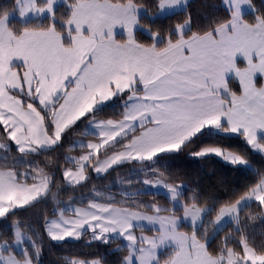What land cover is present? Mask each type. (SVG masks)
Returning <instances> with one entry per match:
<instances>
[{
    "label": "snow or ice",
    "instance_id": "obj_1",
    "mask_svg": "<svg viewBox=\"0 0 264 264\" xmlns=\"http://www.w3.org/2000/svg\"><path fill=\"white\" fill-rule=\"evenodd\" d=\"M187 3L0 8V264H43L46 246L81 239L115 244L119 264H264V230L258 240L253 228L264 225V168L249 158L264 157V11L254 0H221L226 14L194 27ZM219 135L247 150L210 142ZM180 154L252 175L209 202L158 163ZM113 174L115 188H97ZM24 211L38 214L42 231ZM57 259L108 264L99 251Z\"/></svg>",
    "mask_w": 264,
    "mask_h": 264
},
{
    "label": "trees",
    "instance_id": "obj_2",
    "mask_svg": "<svg viewBox=\"0 0 264 264\" xmlns=\"http://www.w3.org/2000/svg\"><path fill=\"white\" fill-rule=\"evenodd\" d=\"M255 4L264 11V0H254ZM13 0H0V8H11ZM187 10L191 13L193 18V26H203L208 19L214 16H222L226 14V10L223 8L221 0H190L187 3ZM184 9L176 11L174 13L160 16L156 21L161 27L167 26L172 19L177 16H183ZM245 15L248 18H252L254 13L252 11L246 12ZM147 20V18H143ZM151 23L152 21H147ZM19 23V21H17ZM147 34L142 31H137V36L140 39H146ZM115 109L109 108L105 111L104 115H111ZM84 126H81L83 130ZM74 137H69V142ZM210 142L226 145L231 149L244 152L246 151V145L243 141L237 137L227 138L222 135L210 138ZM249 158L256 168H264V157L256 153H249ZM158 163L161 167L166 168L168 171L177 174L180 179H183L187 184L186 192H190L192 189H198L200 194L208 199L209 202L213 200H225L228 199L234 190L243 186L248 182L252 175L250 169H234L228 164L224 163L218 158L211 157L205 160L193 159L187 154H180L174 156L166 161L161 158ZM121 175L126 176V170L121 171ZM116 175L113 174L107 179L94 180L97 188L100 190H106L105 185L111 183L113 187H116ZM91 185H88L84 192H88ZM161 203L166 202V196L160 193L158 197ZM50 206V205H46ZM20 215L27 218L38 230L42 231L41 223L38 214L34 211H24ZM0 228L6 229V223H0ZM256 238L260 239V232L264 230V225L257 223L253 226ZM115 244L108 246L104 245H88L84 239L80 241H68L65 245H55L49 249L45 247L44 254L42 256L43 264H59L58 257L61 255H68L75 252L82 253H95L99 251L101 255H104L108 261V264H119L120 253L114 251Z\"/></svg>",
    "mask_w": 264,
    "mask_h": 264
},
{
    "label": "crops",
    "instance_id": "obj_3",
    "mask_svg": "<svg viewBox=\"0 0 264 264\" xmlns=\"http://www.w3.org/2000/svg\"><path fill=\"white\" fill-rule=\"evenodd\" d=\"M189 1H190V0H188V2H189ZM182 9H183V8H182ZM179 10H181V9H177L176 11H179ZM249 11H251V10H250V9H249V10H246V12H249ZM246 12H245V13H246ZM171 13H174V12L166 13V14L161 15V16H165V15H168V14H171ZM116 36H117L118 39H119V38H123V30L117 28V29H116ZM237 63L240 64V65H243L244 61H243V59H242L241 57H238V58H237Z\"/></svg>",
    "mask_w": 264,
    "mask_h": 264
},
{
    "label": "rangeland",
    "instance_id": "obj_4",
    "mask_svg": "<svg viewBox=\"0 0 264 264\" xmlns=\"http://www.w3.org/2000/svg\"><path fill=\"white\" fill-rule=\"evenodd\" d=\"M139 30V29H138ZM137 30V31H138ZM244 61V60H243ZM230 84L233 87V89H236L237 91L239 90V85L235 80H230ZM161 194H164L166 196V193L161 192Z\"/></svg>",
    "mask_w": 264,
    "mask_h": 264
}]
</instances>
